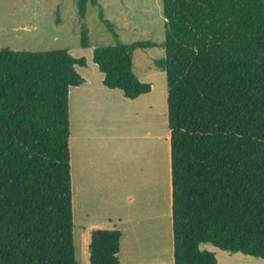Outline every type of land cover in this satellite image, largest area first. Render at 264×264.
<instances>
[{
  "label": "trees",
  "instance_id": "obj_1",
  "mask_svg": "<svg viewBox=\"0 0 264 264\" xmlns=\"http://www.w3.org/2000/svg\"><path fill=\"white\" fill-rule=\"evenodd\" d=\"M165 40L93 51L103 85L129 100L152 92L137 50L168 87L174 264H218L210 244L264 260V0H162ZM98 0H77L81 19ZM82 48L90 47L85 26ZM87 59L66 49H0V264H79L69 95ZM123 233L91 232L90 264H121Z\"/></svg>",
  "mask_w": 264,
  "mask_h": 264
},
{
  "label": "rangeland",
  "instance_id": "obj_2",
  "mask_svg": "<svg viewBox=\"0 0 264 264\" xmlns=\"http://www.w3.org/2000/svg\"><path fill=\"white\" fill-rule=\"evenodd\" d=\"M98 3V6L88 5L86 18L81 19L77 0H0V49L31 52L66 49L75 58L87 59V67L77 68L88 81L85 88L79 90V96L91 104L89 111L93 112L96 107L100 111L105 109L107 119L104 123H109V119L115 115L122 129L133 135L122 146L109 144V150L119 148V152L118 158L111 155L105 161V166L111 164L114 170L109 172L110 177H102V194L94 190L100 187L95 185L97 177L92 169L87 174L83 172L97 161L91 160L90 151H84L83 155L73 152V167L81 162L82 170L77 172L81 174L82 181L88 182V191L85 189L83 195H77L73 206L78 262L90 264L91 232L95 230L91 224L107 223L100 225L107 230L109 221H113V227L117 221H122L134 234L135 249L146 255L139 257V260L144 262L151 259L152 264H156L158 254L161 259H166L163 257L164 251L169 247L162 249V246H170L171 243V248H174L173 229L168 232V227L164 225L169 221L170 144L167 139L159 137L168 131V87L165 72L155 64L165 55V51L151 48L134 53L136 75L154 89L149 98L124 104L118 102L119 91L103 88V74L93 62V51L115 44L113 34L101 15L114 25L123 43L132 44L142 40L162 43L165 40L163 1L98 0ZM83 26L90 38V47L86 49L80 43ZM149 104L150 110L146 109ZM73 111L78 112L74 103ZM147 131L151 135L156 134L157 139L153 136L147 138ZM74 177L76 180L77 176ZM160 236L163 238L159 239ZM201 250L215 253L218 264H264L262 259L222 251L210 244L202 245Z\"/></svg>",
  "mask_w": 264,
  "mask_h": 264
},
{
  "label": "crops",
  "instance_id": "obj_3",
  "mask_svg": "<svg viewBox=\"0 0 264 264\" xmlns=\"http://www.w3.org/2000/svg\"><path fill=\"white\" fill-rule=\"evenodd\" d=\"M104 78V77H103ZM85 82L83 85L79 87H74L70 91L69 95V118H70V147H71V156L73 159V152L79 155H83L84 151H90L91 160H96L97 164L93 165L91 168H85L83 172H89L90 169H92L93 174L97 177L96 184L100 188L95 187V191H99L98 193L102 194V190L104 187L101 184L102 177L106 175V177H110L109 172L111 170H114V166L111 164L109 166H105V161L108 160V157L111 155H115L116 158H118V149L109 150V144L119 146V144L122 146L125 144V140L132 138L131 132H126L125 129H122V125H120L118 122L117 116H113L112 119H109V123H104L103 121L107 119L105 116V109L100 111L97 107L93 112L89 111L91 109V104L87 101V99L81 98L78 94L79 90H83L85 88V84H88V81L84 79ZM103 80V79H102ZM103 84V82H102ZM105 86L103 85V88ZM154 87H152L153 91ZM111 91H115L113 89H110ZM119 91V90H117ZM112 94H118L115 92H111ZM120 98L118 99V102L124 104L126 102H138L139 100H143L145 98H149L152 94H146L143 95L136 100H129L127 99L121 91ZM151 94V95H150ZM118 95H116V98ZM76 98H78L76 100ZM124 98V99H122ZM122 99V100H121ZM73 103L74 107L78 108V112L73 111ZM146 109L150 110L151 105H147ZM168 109V108H167ZM115 114V113H114ZM168 114V113H167ZM92 117V121L89 122V120ZM168 123V122H167ZM147 138H150L151 136L154 137L156 140V134H152L150 131H147ZM160 134V133H159ZM129 137V138H128ZM159 137H163L164 139H167L170 144L171 136L170 132H163L159 135ZM74 148V150H73ZM168 154H169V173L171 175V145L168 146ZM121 160L124 161L123 157H121ZM108 162V161H107ZM83 165L77 164V166L73 167V161H71V174H72V187H73V206H74V200L77 195L79 197L84 194L85 189L88 191V182L82 181L81 174L77 172V170L81 171V167ZM117 167V166H116ZM118 168V167H117ZM119 169V168H118ZM114 172V171H113ZM114 174V173H113ZM112 174V175H113ZM83 175V173H82ZM77 176V179L75 180V177ZM75 182H74V181ZM132 200V198H131ZM74 209V208H73ZM168 219L169 221L164 223L166 227H168V232L172 230L173 228V220H172V183L170 185V198H169V211H168ZM109 230H119L123 233V239H122V248L121 252L119 254V259L121 264H152L153 262L151 259L148 261H140L139 257H145L144 252L140 250H136L134 245H137L135 243L134 234H131L129 231V228L125 226L124 222L117 221L116 226L113 225V221H109ZM92 226H95L96 229H102L104 226L100 225H107L101 224V223H93ZM107 229V230H108ZM163 229V227H162ZM163 234V233H161ZM169 234V233H168ZM163 236V235H162ZM127 238V242H125V239ZM148 238V237H147ZM163 237H159V239H162ZM127 243V246H126ZM202 246V245H201ZM167 248L164 251V256L166 259H161L158 254L157 262L156 264H174V248H171L170 246H162L163 248ZM159 247L157 248L156 253L158 252ZM160 253V251H159ZM151 257V256H150ZM157 257V256H156Z\"/></svg>",
  "mask_w": 264,
  "mask_h": 264
}]
</instances>
